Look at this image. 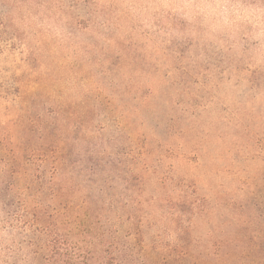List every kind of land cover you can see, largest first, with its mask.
<instances>
[{"label":"rangeland","instance_id":"1","mask_svg":"<svg viewBox=\"0 0 264 264\" xmlns=\"http://www.w3.org/2000/svg\"><path fill=\"white\" fill-rule=\"evenodd\" d=\"M59 105L70 107L78 138L110 152L113 137L132 158L143 154L135 171L153 181L130 194L158 196L156 177L167 179L170 197L185 194L183 206L199 214L196 235L208 248L236 232L259 240L264 13L255 6L0 0V140L16 122L41 129V119H52L48 108ZM2 145L0 170L9 161Z\"/></svg>","mask_w":264,"mask_h":264},{"label":"trees","instance_id":"2","mask_svg":"<svg viewBox=\"0 0 264 264\" xmlns=\"http://www.w3.org/2000/svg\"><path fill=\"white\" fill-rule=\"evenodd\" d=\"M229 1L264 13V0ZM69 109L48 108L41 129L16 122L0 140L9 157L0 170V264H264V230L250 242L236 232L215 248L201 243L199 214L185 209V194H166L167 179L156 177L163 193L149 200L130 194L153 181L135 171L143 154L132 158L113 137L110 152L81 141ZM144 204L152 211L133 210Z\"/></svg>","mask_w":264,"mask_h":264}]
</instances>
